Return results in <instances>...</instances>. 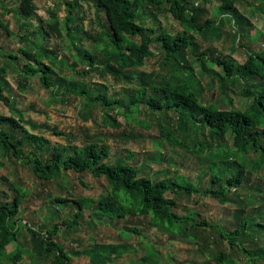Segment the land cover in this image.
Segmentation results:
<instances>
[{"label":"rangeland","instance_id":"1","mask_svg":"<svg viewBox=\"0 0 264 264\" xmlns=\"http://www.w3.org/2000/svg\"><path fill=\"white\" fill-rule=\"evenodd\" d=\"M191 1L194 8H198L199 23L207 18L215 22L210 26L212 31L208 37L202 34L193 35L198 50L191 55L190 50L185 53L192 67L180 64L167 68V65H164V55L156 44L152 45L154 55L145 61L143 67L134 69V73L138 71L152 74L157 85L164 84L170 77L176 76L190 84L202 105L214 103L227 111H244L251 103V100L242 95L244 88L262 89V79L250 76L244 71L241 73L242 77L237 74L232 82L220 80L201 70L199 63L202 59L198 56L203 53L210 59L224 58L238 64L245 62L247 51L261 53L264 57V0H236L231 10L223 12L219 11L221 0ZM17 3L18 0H0V13H5L3 19L9 20L11 30L25 35L30 40L28 44L25 43L31 52L47 48L64 62H49L53 70L50 80L55 86L43 87L37 76L28 77L22 83L13 61L2 55L13 54L25 62L17 51L18 47L25 43L19 39H11L0 28V69H4V74L0 73L4 98L3 101L0 100V115L20 118L18 127L6 124L0 127L2 130L9 132L14 139L22 136L24 131L43 136L50 142L49 146H83L93 141L108 148L109 162L124 160L142 168L141 174L153 180L182 175L199 190L203 191L210 186L209 161H200L191 152L170 145L161 136V131L173 132V135L193 152L199 149V145L207 143L204 155L212 151L223 153L228 149L232 150L230 136L224 140H210L206 132L200 137L197 127L189 119L178 117L174 111L152 112L144 104L129 111L130 117L126 114V109L119 108L106 116L97 104L84 109L81 97L65 93L66 82L80 81L91 89L97 88L100 92H106L108 98L123 100L124 104H128L133 90L139 86V75L130 80L126 76L127 70L112 73L104 65L96 63L91 67L87 61H80L78 50L81 53L87 51L99 54L103 48V45L87 35L97 36L103 32L97 21L93 0H78L83 30L69 32L64 28L66 9L63 0H34L37 11L28 20L32 26L28 30L23 27L18 29L15 21L17 17L11 15L18 10ZM165 7H168V4L165 3L163 8ZM51 11L57 13L61 26L60 37H56L53 32L45 37L39 32L40 20H48ZM135 21L151 29L152 38H156L162 31L172 35L183 32L179 23L169 13L152 7L139 11ZM208 66L207 64L206 67ZM215 69L222 77V70ZM18 82L24 87L22 91L19 90ZM109 118L111 120H108ZM53 130L64 134H56ZM23 146L25 151L31 149L28 144ZM156 158H159V161H156ZM0 161L3 163L0 167V198L14 197L16 191L13 185L25 191L19 207L18 239L7 245L10 252L18 247L25 252L15 263L2 258L3 264H53L54 252L43 256L26 253L31 250L29 226L44 231L56 225L57 232L52 235V240L68 253L88 250L96 243L126 244L130 247L110 264H217L212 258L221 252L229 253L226 240L221 237L217 228H194L191 223L182 224L180 230H187L189 233L185 241L151 227L149 217L128 216L114 220L109 225L104 224L101 217L94 215V206L85 208L84 215L74 223L73 217L78 210L76 205L72 202L58 203L55 197L88 195L98 198L109 189L104 176L95 177L90 172L69 171L43 180L35 177L28 165L16 162L2 151ZM256 161L263 162L262 168L257 173L251 172ZM228 196L230 202L226 204L200 194L177 196L175 211L179 215L192 213L197 223L206 220L227 231L236 229L243 217L259 215L264 206V157H261L260 153H252L248 157V170L243 184L239 188L231 189ZM67 220L72 222L70 226L67 225ZM253 223L254 221L251 222L249 232H243L241 236L246 247H255L259 241L263 242L260 227L256 226L255 230ZM133 228H136L138 233L131 232ZM229 254L239 264H264L247 260L240 252ZM147 257L155 262L145 260ZM69 264H89V259L83 254L71 256Z\"/></svg>","mask_w":264,"mask_h":264},{"label":"trees","instance_id":"2","mask_svg":"<svg viewBox=\"0 0 264 264\" xmlns=\"http://www.w3.org/2000/svg\"><path fill=\"white\" fill-rule=\"evenodd\" d=\"M221 1L219 11L223 12L224 10H231L236 0ZM63 3L66 9L64 28L67 32L83 30L81 29L83 18L80 15L82 12L78 0H63ZM93 3L96 8L97 21L102 26L103 32L97 36L87 35L103 45V48L99 54L87 51L81 53L78 50L81 56L80 61L82 63L87 61L91 67L96 63L104 65L112 73H121L127 70L126 76L130 80L136 79V75H139V86L133 90L131 101L128 104H124L123 100L108 98L106 92H100L97 88L91 89L86 83L80 81L66 82L65 93H72L81 97L84 101V109L97 104L106 116L119 108L120 110L126 109V114L130 117L129 111L137 108L140 104H144L152 112L174 111L178 117L189 119L197 127L200 137L206 132L210 140H224L230 136L232 138V150L228 149L223 153L212 151L208 155H204L207 143L199 145V149L193 152L182 140L175 137L173 132L161 131V136L170 145L179 146L186 152H191L200 161H209L210 186L203 191L199 190L196 185L190 183L182 175L175 178L153 180L141 174L142 168L124 160L113 162L110 160L109 162L108 148L93 141L83 146H64L61 144L49 146L50 142L43 136L24 131L22 136L14 139L9 132L0 128V151L9 155L16 162L28 165L31 173L43 180L52 179L57 174L69 171L75 173L89 171L96 177L104 176L109 184V189L98 198L88 195L55 197L58 203L72 202L76 205L78 210L73 217L74 223L84 215L85 208L94 206V215L101 217V222L104 224L109 225L114 220L125 219L128 216L149 217L151 227L185 241L189 233L187 230L183 232L180 230L182 224L191 223L194 228L201 226L217 228L221 237L226 240L229 253L240 252L244 254L247 260L264 262V206L259 215L243 217L237 224V228L232 231L212 225L206 220L197 223L192 213L179 215L175 211L176 197L183 195L200 194L215 198L221 204L230 202L228 196L230 190L241 187L244 182L248 170V157L252 153H260L261 157H264V87L262 89L244 88L242 95L251 100L249 107L244 111H227V109H220L214 103L202 105L190 84L176 76L170 77L164 84L157 85L152 74L138 71L134 73V69L143 67L145 61L154 55L152 45L156 44L159 45L164 55V65H167V68H172L175 65L180 66V64L184 67L186 65L189 68L192 67L187 60L188 57H185V53L190 50L191 55L198 50L193 35L202 34L204 37H208L209 32L212 31L210 26H213L215 22L211 18H207L199 23L197 19L198 8H194L191 0H93ZM165 3L168 4V7L163 8ZM17 7L18 10L11 14L17 17L15 20L17 28L30 29L32 26L28 20L37 11L34 0H18ZM151 7L169 13L179 23L183 32L172 35L162 31L156 38H152L150 36L152 30L135 21L139 11ZM4 15V12L0 13L2 31L11 39H19L28 44L30 40L25 35L11 30L9 20L3 19ZM60 28L57 13L54 11L49 12L48 20H40L39 32L45 37L50 36L52 32L56 37H60L62 35ZM26 43L19 46L17 50L25 62L20 61L18 56L13 54L2 55V57L13 61L22 83L28 77L37 76L43 87L55 86L50 80V74L53 70L49 62L57 64L64 61L57 58L54 52L47 48L39 49V52H31ZM245 53L247 58L243 64L224 58L210 59L203 53L198 56L202 59L199 64L203 72L220 80L232 82L237 74L240 75L245 71L250 76H258L264 83L263 55L253 51ZM207 64L208 67H206ZM211 66L222 70L223 76L220 77L218 70L212 69ZM0 73L4 74V69H0ZM239 77H242V74ZM18 87L20 91L24 88L20 82H18ZM147 95H149L148 98ZM0 100H4L1 86ZM19 121L20 118L15 119L0 115V127L6 124L18 127ZM113 123L116 125L115 121ZM144 125L149 126L147 123ZM53 132L59 135L64 134L55 130ZM24 144H28L31 149L25 151ZM158 159L155 160L159 161ZM262 165V161H256L251 172L257 173ZM2 166L3 163L0 161V167ZM13 187L16 193L12 199L0 198V264H3L2 258L15 263L25 252L19 247L11 252L7 250V245L18 239L20 230L17 227L19 207L25 193L23 188L15 185ZM252 221H254L255 230L260 227L263 242L259 241L255 247H246L241 236L243 232H249ZM66 222L69 226L72 224L71 221L67 220ZM28 231L31 250H27L26 253L32 252L43 256L54 252L53 264H69L71 256L77 257L82 254L88 257L89 264H110L114 259L119 258L123 252L130 249L126 244L96 243L88 250L70 251L68 253L63 250L60 244L52 240V235L57 232L56 225L52 228H46L44 231L29 226ZM130 231L138 233L136 228ZM229 253L221 252L212 259L217 264H239ZM149 258L144 259L155 262Z\"/></svg>","mask_w":264,"mask_h":264},{"label":"clouds","instance_id":"3","mask_svg":"<svg viewBox=\"0 0 264 264\" xmlns=\"http://www.w3.org/2000/svg\"><path fill=\"white\" fill-rule=\"evenodd\" d=\"M86 172H89V171H86ZM84 173V172H83ZM92 174V173H91ZM93 175V174H92ZM94 176V175H93ZM96 177V176H95ZM102 177V176H101Z\"/></svg>","mask_w":264,"mask_h":264}]
</instances>
